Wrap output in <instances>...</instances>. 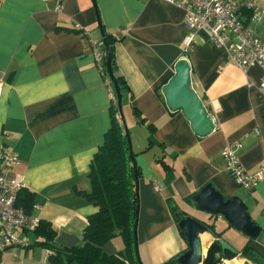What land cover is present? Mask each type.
<instances>
[{
    "label": "crops",
    "instance_id": "1",
    "mask_svg": "<svg viewBox=\"0 0 264 264\" xmlns=\"http://www.w3.org/2000/svg\"><path fill=\"white\" fill-rule=\"evenodd\" d=\"M259 4L264 9V0ZM258 29L264 36V16ZM106 34L117 40L116 74L130 88L123 93V111L133 128L141 172L143 264H166L188 251L174 208L223 233L217 238L209 230L200 238L204 246L224 239L239 252L225 263L254 264L242 257L247 244L264 263V244L244 234H225L229 223L216 229L214 216L198 217L195 204L186 201L209 183L227 198L238 194L242 187L225 172L221 155L227 145L242 142L240 161L249 173L264 162L262 70L243 72L203 32L185 48L191 32L184 13L162 0H0V73L5 77L0 155L6 149L18 156L8 174L19 176L35 193L32 215L51 223L58 247L72 248L82 244L88 219L98 212L80 193L91 189V164L112 124L114 85L97 67L90 45L91 39L99 42L105 53ZM181 59L190 62L192 89L217 115L215 131L204 137L181 110L168 108L162 93ZM243 196L264 229V181ZM20 238L23 243L1 256L0 264H50L48 250L37 244L34 233ZM124 248L118 236L103 250L116 255Z\"/></svg>",
    "mask_w": 264,
    "mask_h": 264
},
{
    "label": "trees",
    "instance_id": "2",
    "mask_svg": "<svg viewBox=\"0 0 264 264\" xmlns=\"http://www.w3.org/2000/svg\"><path fill=\"white\" fill-rule=\"evenodd\" d=\"M98 21L100 23L99 18ZM116 41L114 36L105 35L103 41L105 47L103 73L109 76L107 60L110 52L114 76L118 88L123 94L130 88L126 80L116 74L117 64L114 54ZM115 96L111 127L105 134L103 144L94 156L91 171L88 174L91 189L89 192L80 193L89 203L98 208V212L88 219V224L83 231L82 244L72 248L58 247L55 244L56 230L51 223L46 221H40L38 228L33 232L37 244L52 251V254L49 255L50 264H141L135 244V224L138 208H140V197L136 192L135 170L122 118L121 120L117 118L120 113L116 91ZM141 122L143 123V121ZM134 156L136 157L135 154ZM140 175L138 166L139 178ZM193 197L186 198V201L193 203ZM35 203L34 192L25 187L18 192L17 206L23 208L27 214L32 215ZM173 211L178 225L180 220L185 218L184 213L178 212L175 208ZM209 229L214 231L217 238L222 237L223 233L216 232L214 226L209 225ZM180 233L186 239L181 230ZM118 236L124 241V250L116 255H108L103 247ZM178 257L166 264L177 262ZM242 257L254 264H264L261 256L249 244L243 248ZM233 258L234 256L230 252L224 253L222 251L221 244L216 240L203 264H221L223 259L232 260Z\"/></svg>",
    "mask_w": 264,
    "mask_h": 264
},
{
    "label": "built area",
    "instance_id": "3",
    "mask_svg": "<svg viewBox=\"0 0 264 264\" xmlns=\"http://www.w3.org/2000/svg\"><path fill=\"white\" fill-rule=\"evenodd\" d=\"M180 8L184 13V24L191 34L185 41L189 48L201 32L208 35L209 42L225 49L231 63L247 72L252 67L262 70L259 90L264 94V36L258 26L264 16L260 0H162ZM61 9V7H60ZM126 33V30H122ZM97 67L103 71L105 53L99 42L91 39ZM4 74L0 73V99L4 84ZM112 89V88H111ZM116 101L115 92L111 91ZM207 109V108H206ZM208 112V111H207ZM215 128L216 112L210 114ZM260 135V131H256ZM244 145L241 141L227 145L221 155L225 162V172L243 189L253 191L264 181V162L254 173H249L240 161ZM19 162L16 154L4 149L0 155V257L10 249L20 246V234L35 232L40 219L29 215L17 206L18 192L24 188L19 176H11L8 170ZM52 251L48 250V255ZM221 264H226L222 260Z\"/></svg>",
    "mask_w": 264,
    "mask_h": 264
},
{
    "label": "water",
    "instance_id": "4",
    "mask_svg": "<svg viewBox=\"0 0 264 264\" xmlns=\"http://www.w3.org/2000/svg\"><path fill=\"white\" fill-rule=\"evenodd\" d=\"M112 55L109 52L107 60V69L109 76L114 85L120 117L122 118L123 126L127 136L129 150L131 154L132 164L135 170L136 192L139 195V176L138 164L136 157L133 154L132 142L128 127L126 126L123 114V94L118 88L116 78L111 65ZM162 93L165 97L168 108L172 111H182L186 118L191 122L192 129L200 136L204 137L215 131V125L207 112V109L201 97L191 87V65L187 59L179 60L175 65V75L163 87ZM195 210L209 214L210 216L223 217L233 228L241 231L250 239H256L261 244H264V229L253 220L250 215L249 208L246 203L238 196L225 197L211 183L207 184L202 190L193 197ZM139 212H137V220L135 224V244L139 262L143 264L138 245V221ZM207 222L201 221L196 217L188 215L180 220L178 227L184 234L188 251L178 257L177 262L172 264H203L208 258L211 246H204L201 241V235L208 232L209 225ZM222 246V251L230 252L238 256V251L233 248L226 240H218Z\"/></svg>",
    "mask_w": 264,
    "mask_h": 264
},
{
    "label": "rangeland",
    "instance_id": "5",
    "mask_svg": "<svg viewBox=\"0 0 264 264\" xmlns=\"http://www.w3.org/2000/svg\"><path fill=\"white\" fill-rule=\"evenodd\" d=\"M124 107V106H123ZM124 110V109H123ZM123 114H124V120H125V123H126V126L128 127V131H129V134H130V139H131V142H132V150H133V153L136 155V153H138L137 152V150H136V146H134V142H133V131H132V129L133 128H130V126H129V124H128V120L126 119V114L124 113V111H123ZM137 136V132H134V138ZM156 148L153 150V151H151V154H153L154 152H156ZM136 160H137V157H136ZM137 164H138V162H137ZM138 166H139V164H138ZM244 192H245V189H242V188H240V191L238 192V194H236V195H234V196H238V197H240L241 199H244ZM195 215H197L198 217H200V218H202V216H205V217H207V218H209L210 216H209V214H207V213H204V212H200V211H195V213H194ZM211 222L215 225V228L217 229V228H219V226L221 225V224H225V225H227V221L223 218V217H221V216H214V218L211 220ZM225 234H243L242 232H240V231H238V230H236L235 228H231L230 230H229V232H226ZM228 235H226V236H228ZM228 237H233V236H228ZM233 239H235V237L233 238Z\"/></svg>",
    "mask_w": 264,
    "mask_h": 264
},
{
    "label": "bare ground",
    "instance_id": "6",
    "mask_svg": "<svg viewBox=\"0 0 264 264\" xmlns=\"http://www.w3.org/2000/svg\"><path fill=\"white\" fill-rule=\"evenodd\" d=\"M226 264H230V262L226 263Z\"/></svg>",
    "mask_w": 264,
    "mask_h": 264
},
{
    "label": "flooded vegetation",
    "instance_id": "7",
    "mask_svg": "<svg viewBox=\"0 0 264 264\" xmlns=\"http://www.w3.org/2000/svg\"><path fill=\"white\" fill-rule=\"evenodd\" d=\"M207 224V223H206ZM209 225V224H208Z\"/></svg>",
    "mask_w": 264,
    "mask_h": 264
}]
</instances>
